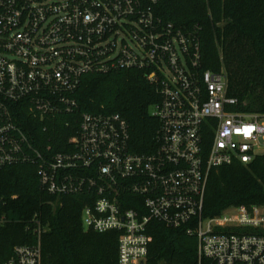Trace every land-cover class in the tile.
Returning <instances> with one entry per match:
<instances>
[{"label": "built area", "instance_id": "obj_1", "mask_svg": "<svg viewBox=\"0 0 264 264\" xmlns=\"http://www.w3.org/2000/svg\"><path fill=\"white\" fill-rule=\"evenodd\" d=\"M159 1L0 0V170L34 165L57 200L83 197L85 230L120 233L118 264L147 263L152 221L186 227L197 264H264L263 206L203 214L214 169L264 154V114L233 110L225 68L202 69L198 28L165 22ZM120 70L139 71L160 94L154 153L131 151L119 114H82L65 152L31 138L36 122L47 130L78 111L86 75ZM11 222L21 221L3 214L0 229ZM26 230L37 243L16 246L4 264H42L47 229L35 216Z\"/></svg>", "mask_w": 264, "mask_h": 264}, {"label": "trees", "instance_id": "obj_2", "mask_svg": "<svg viewBox=\"0 0 264 264\" xmlns=\"http://www.w3.org/2000/svg\"><path fill=\"white\" fill-rule=\"evenodd\" d=\"M155 12L165 22L184 29L198 28L201 66L204 71L228 76V96L237 101V113L264 114V0H160ZM220 43L222 54L217 46ZM222 57V59H221ZM79 109L28 129L41 147L53 152L70 150L82 114H119L127 122L131 151L140 155L157 150L159 120L150 108L160 94L136 70L88 74L77 93ZM85 199L65 196L57 200L41 188L37 167L16 165L0 170V217H17L0 229V264L19 245H33L37 238L26 230L36 216L42 227V264H118L120 233L85 230ZM264 207V154L247 165L234 163L214 169L209 178L203 214L219 216L230 207ZM146 264H197L198 240L186 227L169 229L152 221L148 226ZM203 264H211L209 261Z\"/></svg>", "mask_w": 264, "mask_h": 264}, {"label": "rangeland", "instance_id": "obj_3", "mask_svg": "<svg viewBox=\"0 0 264 264\" xmlns=\"http://www.w3.org/2000/svg\"><path fill=\"white\" fill-rule=\"evenodd\" d=\"M153 112V108H150V113H152ZM264 153V152H263Z\"/></svg>", "mask_w": 264, "mask_h": 264}]
</instances>
